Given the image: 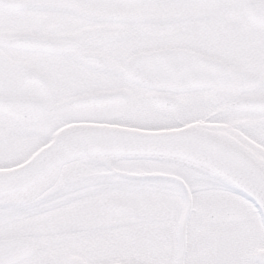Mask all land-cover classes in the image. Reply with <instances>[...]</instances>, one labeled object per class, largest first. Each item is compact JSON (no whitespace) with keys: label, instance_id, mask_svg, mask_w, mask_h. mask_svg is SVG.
<instances>
[{"label":"flooded vegetation","instance_id":"1","mask_svg":"<svg viewBox=\"0 0 264 264\" xmlns=\"http://www.w3.org/2000/svg\"><path fill=\"white\" fill-rule=\"evenodd\" d=\"M250 2L264 1L242 3L241 12L235 5L227 13L212 7L219 0H0V171L21 166L58 132L78 125L190 129L227 140L264 166V111L232 108L241 100L264 99L259 93L264 90V34L245 32L246 24L264 26L246 19L243 6ZM163 51L213 60L259 86L242 93L171 92L131 81V59ZM226 113L233 115L230 121L222 116ZM170 114L175 116H161ZM168 118L175 120L171 126ZM151 119L162 124L143 123ZM132 162L160 166L161 174L184 184L190 200V184L210 182L240 196L187 161H74L60 167L27 203L12 205L18 229L0 240L15 236L31 245L30 254L15 264H176L180 219L177 226L167 224L124 204L132 180L120 174ZM169 183L183 196L176 183ZM247 213L240 215L225 201L206 209L203 224L188 226V212L181 264H264L258 215L246 235L252 241L245 253L218 245L216 223L247 220Z\"/></svg>","mask_w":264,"mask_h":264},{"label":"water","instance_id":"2","mask_svg":"<svg viewBox=\"0 0 264 264\" xmlns=\"http://www.w3.org/2000/svg\"><path fill=\"white\" fill-rule=\"evenodd\" d=\"M210 1V0H204ZM5 2V1H4ZM246 19L264 26V2L243 6ZM131 81L159 91L189 92L228 89L237 93L259 86L239 72L219 63L182 51H163L135 57L129 62ZM169 106L166 101H156ZM241 111H264V99L241 100L232 106ZM32 119V116H22ZM169 159L194 164L199 170L219 180L257 211L264 228V166L247 151L209 134L190 129L142 131L113 126L78 125L58 132L52 141L16 168L0 171V206L27 203L46 180L60 167L78 160ZM120 176L134 181H169L183 192L179 222L177 263L181 264L184 231L190 207L188 191L177 178L164 174ZM111 209L140 217L128 208L107 203ZM31 245L15 236L0 240V264H15L26 258Z\"/></svg>","mask_w":264,"mask_h":264},{"label":"rangeland","instance_id":"3","mask_svg":"<svg viewBox=\"0 0 264 264\" xmlns=\"http://www.w3.org/2000/svg\"><path fill=\"white\" fill-rule=\"evenodd\" d=\"M221 4L213 3L212 7L220 6L225 8L227 13L234 12V6H238V11L241 12L242 3L252 1V0H219ZM264 1V0H261ZM225 2V3H224ZM247 33L264 34V29L246 24L245 26ZM259 93L264 94V90L259 91ZM161 116H175V115H161ZM222 116H228L226 119L230 121L229 114H224ZM151 119L150 121H152ZM161 120V119H159ZM243 120V119H242ZM131 125H135V117L130 120ZM149 121V122H150ZM174 119L168 118L165 121L166 125L171 126ZM152 121L150 123L143 122L146 125H152L153 128L158 127L162 122ZM8 124V123H7ZM140 124V122L136 123ZM151 126V127H152ZM12 128L10 124L7 126ZM162 168L156 164H138L137 162H132L128 167L125 174L129 175H155L161 174ZM131 194L125 199L124 204L129 208L136 209L140 212L151 213L156 215L163 220L169 221L167 224H174L177 226L182 209H183V196L180 191L173 187L172 184L164 180L159 181H130ZM192 198L190 200V214L188 220V226L194 224H203L206 217L205 212L207 208L215 207L218 205H223L225 201L236 206L238 213L240 215L247 214L251 217H256L258 214L255 208L241 196L235 195L228 188H223L218 184L213 182L207 184H201L199 186L195 184L189 185ZM141 190V191H140ZM139 192V193H138ZM202 195H201V194ZM12 206H0V239L9 237L14 231H16L17 226L14 225L13 215L14 212L11 209ZM233 207V206H232ZM256 215V216H255ZM190 230V228H189ZM190 241V240H189Z\"/></svg>","mask_w":264,"mask_h":264},{"label":"trees","instance_id":"4","mask_svg":"<svg viewBox=\"0 0 264 264\" xmlns=\"http://www.w3.org/2000/svg\"><path fill=\"white\" fill-rule=\"evenodd\" d=\"M246 217L247 220H227L226 222L216 223V225H220V227L215 231V234H217V240H220L217 241L219 246L221 245L225 249L231 250L235 254L239 252L245 253L249 249V243L252 241V239L246 237V235L254 228V218L253 216L250 217L249 215ZM209 230L211 233L214 231L212 228ZM204 240L205 242L208 241L207 238H204ZM237 257H239V255L235 256V258Z\"/></svg>","mask_w":264,"mask_h":264}]
</instances>
